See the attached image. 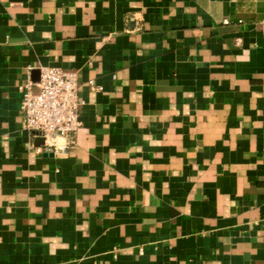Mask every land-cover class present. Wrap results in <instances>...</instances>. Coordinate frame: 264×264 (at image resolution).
Masks as SVG:
<instances>
[{"label": "crops", "instance_id": "0c3cea01", "mask_svg": "<svg viewBox=\"0 0 264 264\" xmlns=\"http://www.w3.org/2000/svg\"><path fill=\"white\" fill-rule=\"evenodd\" d=\"M43 68L63 152L22 127ZM0 264H264V0H0Z\"/></svg>", "mask_w": 264, "mask_h": 264}, {"label": "built area", "instance_id": "2783aa9c", "mask_svg": "<svg viewBox=\"0 0 264 264\" xmlns=\"http://www.w3.org/2000/svg\"><path fill=\"white\" fill-rule=\"evenodd\" d=\"M223 24L229 21L225 19ZM78 87L77 72L60 68H43L38 82L28 81L19 87L22 127L31 137L43 140L38 152H63L74 144L83 105ZM56 140L64 145L57 146Z\"/></svg>", "mask_w": 264, "mask_h": 264}, {"label": "water", "instance_id": "95a60500", "mask_svg": "<svg viewBox=\"0 0 264 264\" xmlns=\"http://www.w3.org/2000/svg\"><path fill=\"white\" fill-rule=\"evenodd\" d=\"M40 141H41V144H43V140H42V139H40Z\"/></svg>", "mask_w": 264, "mask_h": 264}]
</instances>
